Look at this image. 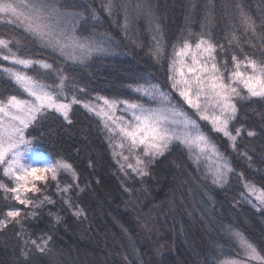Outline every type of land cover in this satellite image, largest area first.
<instances>
[{"label":"trees","instance_id":"16d2710c","mask_svg":"<svg viewBox=\"0 0 264 264\" xmlns=\"http://www.w3.org/2000/svg\"><path fill=\"white\" fill-rule=\"evenodd\" d=\"M60 3L84 13L77 35L104 41L110 54L73 61L7 22L0 23V36L12 41L10 47L18 55L52 65L46 71L33 67L28 74L52 84L59 83L57 73H62L78 86L68 92L80 101L95 96L136 100L134 86L154 82L180 104L169 65L173 48L185 39L195 43L200 37L210 38L223 45V51L217 47L216 58L229 66L232 55L264 61V0H116L127 5V11L117 8L111 15L104 7L108 0ZM241 9L254 21L255 34L246 29ZM157 40L163 47L159 62L152 55ZM13 81L0 72V100L23 96ZM237 106V119L229 128L234 135L235 128H242L236 149L251 157V165L221 134L201 124L231 163L233 171L224 187L203 177L177 143L155 160L148 175L123 183L100 121L79 103L69 113L71 124L50 110L27 130L29 138H35L36 151L72 164L78 185L75 202L83 216L60 205L59 221L38 211L24 216L21 225L9 223L0 230V264H220V258L235 251L230 238L234 230L264 251V210L247 206L237 196L244 193V182H255L264 190V100L253 97ZM249 130L258 135L248 137ZM3 182L13 185L8 178ZM15 208L23 207L0 191V219ZM22 234L31 239L51 236L50 251L25 246Z\"/></svg>","mask_w":264,"mask_h":264},{"label":"snow or ice","instance_id":"6c2138e0","mask_svg":"<svg viewBox=\"0 0 264 264\" xmlns=\"http://www.w3.org/2000/svg\"><path fill=\"white\" fill-rule=\"evenodd\" d=\"M104 7L111 15L117 8L126 12L128 6L124 3L118 5L116 0H108ZM240 14L246 29H251L255 34L254 21H250V17L243 9ZM83 19V12L63 8L60 0H0V23L17 24L43 47L59 51L62 56L80 63H84L94 54H110L104 41L77 35L76 29ZM157 31L159 32V25ZM232 39L237 40L235 36ZM231 42L230 40L229 43ZM11 43L10 40L0 38V60L24 68L33 65H39L43 69L52 68L51 64L42 60L22 58L10 47ZM15 43L19 45L20 41L16 40ZM217 47L223 51V45H217L210 38L200 37L194 44L185 39L178 49L173 48L169 79L172 81V88L176 89L183 101L195 110L199 119L210 121L212 128L227 137L235 149L242 128H235L234 135L229 125L237 119L238 101H248L253 97L264 100V61L247 56L240 60L236 55H232V66L229 67L227 61H217ZM152 55L157 62L163 57L161 40H157ZM0 71L12 78L29 97L25 99L13 95L6 101L0 100V169L3 173V177H0V191L3 192L5 199L10 198L19 205H31L33 209L42 208L45 204L54 205L55 201L46 194L36 199L26 194L42 192L35 182H47L49 175L52 181H57L58 175L63 171L70 173L75 180L76 172L72 164L62 159L45 157L34 151L35 138H29L30 133L27 130L50 110L59 113L68 124H71L69 113L72 106L81 101L75 94L69 101L68 91L78 86L62 73H57L59 83L49 84L44 78L30 76L13 67L0 66ZM135 90L143 93L156 106H146L128 100L110 101L104 97H97L98 100H103V107L90 103L83 104L84 108L103 119L104 128L109 133L120 137V142L115 147L122 151H114L113 155L124 161L120 165L121 171H125L127 175L126 169H130L138 176H146L149 174L150 166L158 157L164 155L169 145L179 142L194 156L197 163L201 158L212 163L209 171L212 173L214 184L225 183L227 174L233 169L229 161L210 142L197 121L183 108L173 104L171 95L162 91L158 85L149 84ZM121 104L124 106L123 111L131 114L130 119L115 115L117 106ZM247 135L255 137L258 133L249 130ZM126 146L128 155L123 153ZM243 155L247 156V153ZM130 157L135 160L134 164L130 162ZM247 158L251 160V157ZM3 178H8L14 186L9 187L8 183L3 182ZM72 187L73 185H66L61 189L57 183L58 192L68 193ZM245 187L259 202L254 207L258 210L264 207V190L257 189L251 184H246ZM62 199L69 209L74 208L70 197ZM73 214L80 216L83 210L75 207ZM26 215L35 216L36 212L32 211ZM49 215L55 216L57 221L60 220L56 213L49 211ZM19 217L20 209L7 210L0 219V230L13 221L19 224ZM235 235L239 237L248 258L257 261L258 264H264V256L259 254L256 247L241 234ZM51 239V236L47 238L41 236L39 240L29 238L24 240V244L34 246L37 251L45 253L50 251L48 245ZM22 255L27 258L28 253L22 252ZM226 264L237 262L228 261Z\"/></svg>","mask_w":264,"mask_h":264},{"label":"rangeland","instance_id":"374dc122","mask_svg":"<svg viewBox=\"0 0 264 264\" xmlns=\"http://www.w3.org/2000/svg\"><path fill=\"white\" fill-rule=\"evenodd\" d=\"M0 38H4V37L0 36ZM4 39H6V38H4ZM206 39H208V38H206ZM21 57L22 58H27L25 56H21ZM32 60H36V59H32ZM0 61L3 62L2 64H0V66H3V67H13V68H15V69H17L19 71L25 72L26 74H28V71H30V69H32L33 67H36L39 70H44V71L47 70V69L41 68L39 65H33V66L28 67V68H24L23 66H20V65H13V64H11L8 61H3V60H0ZM44 62H46V61H44ZM46 63H48V62H46ZM231 66H229V67H231ZM0 72L1 73H4L3 71H0ZM4 74L7 75L6 73H4ZM28 75H30V74H28ZM13 82H15V81H13ZM149 84L156 85V83H154V82H147V83H145V85L142 84V85L134 86L133 91L137 95L138 98L136 100H128V101H130V102H136V103H143L146 106L151 105L152 107H155L156 105L154 103H152L148 97L144 96L143 93L137 92L135 90L137 87H146ZM174 91H175L176 95L178 96V99L180 101V104L178 102H176L174 99H172V103L173 104H176L178 107H181V108H183L182 105L188 107L189 111L191 112V114L190 115L188 114V115L191 116L193 119H195L197 121V123L199 124V126H200L201 129H202L201 124H204V125H207L208 127H210L214 132H216L212 128V125H211L210 121L200 120L199 119V116L195 114V110L194 109H191L183 101V99L179 96L178 91L176 89H174ZM21 92H23V90ZM73 94H74L73 92L72 93L68 92V100L69 101L71 100ZM97 97H102V96H95L92 99L81 100V103H79V104H81L83 106L84 103H90V104L95 105L97 107H103L104 106L103 105V100H98ZM18 98H20V97H18ZM21 98L27 99L29 97L27 96V94L25 92H23V96ZM106 99H108L110 101L111 100H118V101H123L124 100V99H117V98H111V99L106 98ZM123 108H124V106L122 104L121 105H118L117 106V110L115 112V115L117 117L124 116L126 119H130L131 114L124 112L123 111ZM85 110H87V109L85 108ZM88 112L90 114H92L94 117H96L100 121V123H101V130L103 131L104 136H105V140H107V143H108V145L110 147L109 150H111L112 156H113L114 161H115L116 166H117L118 176L122 179L121 181H123V183L124 182H127L131 177H135V178H138V179L139 178H143L144 176H138L136 173L132 172L130 169H126L127 175L125 174V171H121L120 165H121V163H124V161L121 160L120 157L113 155V152L114 151H116V152L122 151L120 148L115 147V145L120 142V137L119 136H113V134L109 133L107 131V129L104 128V121H103V119L101 117L96 116L94 112H90V111H88ZM57 114H59V113H57ZM202 131H203V129H202ZM216 133H218V132H216ZM219 134H221L228 141V143H229L230 148H231L232 151H234L237 154H239L240 156H242L251 165V160H249L247 158L248 156L243 155L244 152L241 153L236 148L233 149L232 144L228 140V138L225 137L222 133H219ZM110 137H111V139H110ZM207 137L209 138L210 142L216 146V148L219 150L220 154H222L229 161V159L220 150V148L218 147V145H216V143L213 142L208 135H207ZM174 143L180 144L179 142H173L172 144H174ZM172 144H170V145H172ZM180 145L185 150H187V152L189 154V157L191 158L192 162L196 165L195 167H197L199 169V171L201 172V174L203 175V177L207 178L209 181H211L212 184H214L213 183L212 173L209 171V168L213 166L212 163L209 160H206L204 158H201V160L199 161V163H197L195 161V159H194V156L192 154H190V152L188 151V149L184 145H182V144H180ZM33 150L36 151L34 148H33ZM123 153H124V155H128L127 146L125 147V149H123ZM41 154L44 155L45 157H49L46 154H43V153H41ZM130 162H132L134 164L135 163V160L130 157ZM229 164H230V167L232 168L230 161H229ZM231 173H232V171L227 174V176H226V182L225 183H223L222 185H219V184H214V185L217 186V187H224L225 185H227L228 180H229V176L231 175ZM35 183H36L37 187H39V188L42 189V192H38V193H31V192H29L26 195L29 196V197H31V198H33V199H36V198H42V194H46V195L50 196L55 201V204L54 205L45 204L42 208H36V209H33L31 205H29V206L22 205L23 208H18V209L21 210V217L18 218V219H20L19 225H21V221L23 220V217L24 216H32V215H26V213H31L32 211H35L36 214H37L38 211H46L47 215H49V211H51L53 213H56V215L59 214V207H60V205H64V206L67 207V205L64 204L62 197H64V198L70 197L71 200H72V202H73L74 208L75 207L80 208L76 204V202H75V195L78 192V187H77V184H76V179L74 180L72 178V176H71L70 173H65V172L62 171L58 175L57 181H52L51 178H50V175H49V178H48L47 182H44V181H36ZM47 183L51 184L53 186V189L50 188L49 184H47ZM57 183H59V187L61 189L64 188L66 185H73V187L69 190L68 193H62V192H58ZM246 184H251V185H254L257 189H261L255 182L254 183L253 182H244V184H243L244 187H245ZM12 186H14V185H12ZM9 187H11V186H9ZM8 195L10 196L11 194H8ZM237 196H238L239 200L242 203L246 204L247 206H251V207H253L254 209L257 210V207H254V205H258L259 202L256 200V197L254 195H252V194L249 193L248 188L245 187L244 193H238ZM74 208L73 209H69L68 208V209L73 213L74 212ZM261 208H262V210H264V207H261ZM49 216L52 217V218H54V219H56L55 216H52V215H49ZM82 216H83V214L80 215V216H76V217L81 218ZM230 233H231L230 234L231 235L230 238H232L233 245H234V250L235 251L234 252H231L230 251L229 253L231 255L228 254V255H225L224 257L220 258L221 259L220 260V264H226V262H228V261H236L237 264H258L257 261H252V260H250L248 258V256L245 253V249L241 245V241H240L239 237H237L235 234L236 233L241 234V236L243 238H245L249 243H251L252 245H254L256 247L257 251L259 252V254L261 256H264V251H262L259 247H257L258 245L256 244V242L254 240H251L249 237H246L245 234L242 233L241 231L234 230V231H231ZM22 236H23V240L29 239V237H27V234L26 235L25 234H22ZM44 238H46V237H44ZM37 240H39V238H37Z\"/></svg>","mask_w":264,"mask_h":264}]
</instances>
